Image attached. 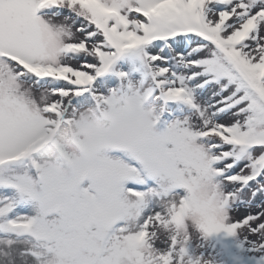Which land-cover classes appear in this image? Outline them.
Returning <instances> with one entry per match:
<instances>
[{
	"label": "snow or ice",
	"instance_id": "obj_1",
	"mask_svg": "<svg viewBox=\"0 0 264 264\" xmlns=\"http://www.w3.org/2000/svg\"><path fill=\"white\" fill-rule=\"evenodd\" d=\"M124 57L159 110L73 169L31 161L21 128L54 122L21 85L62 115L131 87ZM0 264H264V0H0Z\"/></svg>",
	"mask_w": 264,
	"mask_h": 264
},
{
	"label": "rangeland",
	"instance_id": "obj_2",
	"mask_svg": "<svg viewBox=\"0 0 264 264\" xmlns=\"http://www.w3.org/2000/svg\"><path fill=\"white\" fill-rule=\"evenodd\" d=\"M115 69L128 74L131 87L121 82L114 72L106 73L112 81L104 92L105 100L91 98L79 104H71L72 97L63 101L62 115L45 113L43 106L51 102V97L37 92H29L28 85H21L29 104L41 109V116L54 123H26L20 130V148L28 158L41 167L70 170L86 161L95 160L124 142L133 138L142 123L154 109L159 110L162 101H153L143 95L136 83L141 76L133 61L124 57L116 62ZM70 105V106H69ZM187 106L181 102L170 101L155 126L163 132L167 123L182 119L187 115ZM40 138V148L29 147V142ZM42 147V148H41ZM239 214V213H238Z\"/></svg>",
	"mask_w": 264,
	"mask_h": 264
}]
</instances>
